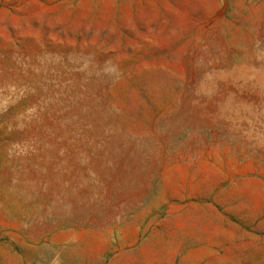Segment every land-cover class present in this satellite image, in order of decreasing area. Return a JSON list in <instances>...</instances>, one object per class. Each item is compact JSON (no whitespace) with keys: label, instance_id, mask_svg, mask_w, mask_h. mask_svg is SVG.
Listing matches in <instances>:
<instances>
[{"label":"rangeland","instance_id":"rangeland-1","mask_svg":"<svg viewBox=\"0 0 264 264\" xmlns=\"http://www.w3.org/2000/svg\"><path fill=\"white\" fill-rule=\"evenodd\" d=\"M0 264H264V0H0Z\"/></svg>","mask_w":264,"mask_h":264}]
</instances>
